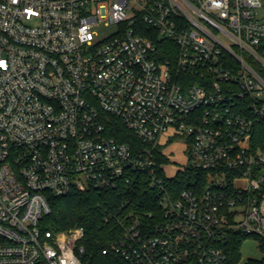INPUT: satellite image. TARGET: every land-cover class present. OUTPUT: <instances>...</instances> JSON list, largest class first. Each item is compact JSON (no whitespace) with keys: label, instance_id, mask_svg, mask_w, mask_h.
I'll use <instances>...</instances> for the list:
<instances>
[{"label":"built area","instance_id":"built-area-1","mask_svg":"<svg viewBox=\"0 0 264 264\" xmlns=\"http://www.w3.org/2000/svg\"><path fill=\"white\" fill-rule=\"evenodd\" d=\"M102 112L143 146L108 135ZM263 120V0H0V264H84L85 227H42L50 199L141 184L156 209L108 213L121 234L103 253L228 264L232 234L264 239ZM171 137L203 182L166 176Z\"/></svg>","mask_w":264,"mask_h":264},{"label":"trees","instance_id":"trees-1","mask_svg":"<svg viewBox=\"0 0 264 264\" xmlns=\"http://www.w3.org/2000/svg\"><path fill=\"white\" fill-rule=\"evenodd\" d=\"M157 41L160 42V39ZM157 48L166 58L170 50L175 49V44L170 40H161ZM101 119L106 126L108 135L118 141L129 143L133 148L143 146L137 134L127 128L118 116L102 112ZM252 142L255 147L264 150V120L256 125ZM196 174L190 169L179 173L174 179L175 185L178 184L180 188H183L194 186V178L200 182L205 180V173ZM125 200H128L124 209L126 211L134 210L142 213L156 209L155 195L143 184L134 193L100 192L96 190L73 191L66 196L50 199L51 212L43 218L42 227L54 231L75 226L85 227L86 237L81 242L85 247L84 264H129L121 254L112 250L103 253V249L109 248L111 242L121 234V228L116 219L108 218L105 220L104 217L114 210L120 211L121 203ZM248 237L259 240L261 257L242 260L241 244ZM227 253L229 256L228 264H264V239L241 233L232 234Z\"/></svg>","mask_w":264,"mask_h":264},{"label":"rangeland","instance_id":"rangeland-1","mask_svg":"<svg viewBox=\"0 0 264 264\" xmlns=\"http://www.w3.org/2000/svg\"><path fill=\"white\" fill-rule=\"evenodd\" d=\"M95 30L98 32V36L103 38L113 32V26L100 23L95 27ZM159 149L158 161L159 163H163L162 167L167 177L176 176L179 171L184 172L186 168L190 167L187 146L183 138L171 137L166 141V144L160 146ZM261 255L262 252L259 247L258 239L248 237L241 244L242 260L247 258H259Z\"/></svg>","mask_w":264,"mask_h":264}]
</instances>
